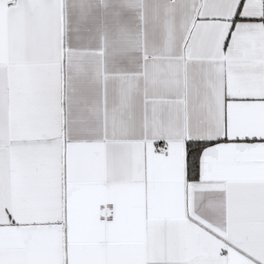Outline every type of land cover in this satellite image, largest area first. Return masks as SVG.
<instances>
[{
	"label": "snow or ice",
	"instance_id": "1",
	"mask_svg": "<svg viewBox=\"0 0 264 264\" xmlns=\"http://www.w3.org/2000/svg\"><path fill=\"white\" fill-rule=\"evenodd\" d=\"M0 264H264V0H0Z\"/></svg>",
	"mask_w": 264,
	"mask_h": 264
}]
</instances>
